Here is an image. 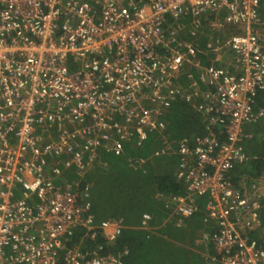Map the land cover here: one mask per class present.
<instances>
[{
    "label": "built area",
    "instance_id": "1",
    "mask_svg": "<svg viewBox=\"0 0 264 264\" xmlns=\"http://www.w3.org/2000/svg\"><path fill=\"white\" fill-rule=\"evenodd\" d=\"M263 15L264 0H0V264H123L101 245L82 249L86 238L113 243L123 228L113 218L94 223L82 179L100 151L119 156L123 143L140 146L162 130L177 99L208 121V135L177 143L176 177L186 187L172 212L189 218L206 195L217 230L197 243L212 246L210 264H264V240L250 236L261 226L264 182L249 192L226 177L246 158L244 126L264 89ZM183 17L214 34L204 49L177 26L166 33L169 19ZM224 60L230 73L217 66ZM184 76L188 85L173 84Z\"/></svg>",
    "mask_w": 264,
    "mask_h": 264
},
{
    "label": "trees",
    "instance_id": "2",
    "mask_svg": "<svg viewBox=\"0 0 264 264\" xmlns=\"http://www.w3.org/2000/svg\"><path fill=\"white\" fill-rule=\"evenodd\" d=\"M212 18L208 17L207 22ZM171 26L180 28L178 35L193 42L199 49H204L209 37L214 35L205 28L206 22L198 26L190 17H183L178 21L169 19L165 26L166 33ZM193 26L198 27L195 36L191 37L189 28ZM231 30L232 27L229 32ZM206 60L201 57L203 65L208 64ZM217 66L225 73L232 70L228 63H217ZM191 72L198 81L197 72L194 69ZM173 84L185 87L186 76ZM201 89L205 90L204 87ZM260 109H264V89L259 91L254 101L255 117L244 126L245 133L249 135L242 146L246 158L234 165L226 175L232 187L243 191L251 192L252 185L264 181V115H258L257 111ZM160 122L163 129L147 133L140 146L134 141L125 142L123 153L119 156L100 151L97 161L85 174L82 179L83 186L91 185L88 195L94 223L99 224L113 218L119 220L123 228L113 243L106 244L102 239L91 241L86 238L82 249L93 250L101 245L102 254L120 255L123 264H210L205 253L211 255L212 246L197 243L203 233L214 234L217 230L216 225L206 219L205 205L208 197H196L198 211L182 220L172 212L170 205L175 197L184 194L186 187L176 177L180 171L179 156L176 154L177 143L183 138L207 136L208 121L196 112L192 104L177 99L165 109ZM211 129L214 136L224 134L221 124H215ZM167 145L170 146L168 152L154 155L156 151L164 150ZM69 178L76 176L70 174ZM144 215L149 217L145 228L141 224ZM260 220V228L250 236L261 242L264 240V206L260 209ZM82 236V230H76L71 245L79 243ZM162 237L185 241L184 244L175 242L172 245H181L184 248L165 250L167 247ZM165 257L167 260L163 262Z\"/></svg>",
    "mask_w": 264,
    "mask_h": 264
},
{
    "label": "rangeland",
    "instance_id": "3",
    "mask_svg": "<svg viewBox=\"0 0 264 264\" xmlns=\"http://www.w3.org/2000/svg\"><path fill=\"white\" fill-rule=\"evenodd\" d=\"M257 27H259V26H257ZM232 30H234V32H240L241 31V29L239 28V27H233L232 26ZM230 31V32H232L233 33V31ZM258 31H259V33L261 34V36H263V44H264V28H260V29H258ZM223 63H227V61L226 60H224L223 61ZM264 182V181H263ZM264 184V183H263ZM90 186V190H91V185H89ZM91 192V191H90ZM91 202V201H90ZM162 240L164 241V243H165V245H166V247L167 248H165V250H167V249H171V250H174V249H176V248H184V247H182L181 245H178V247H173L172 245L175 243V242H177L178 244H184L185 243V241L184 242H181V241H177V240H174V239H169V238H164V237H162ZM186 240V239H185ZM189 241H190V239H188ZM167 260V258L165 257L164 258V260H163V262H165Z\"/></svg>",
    "mask_w": 264,
    "mask_h": 264
},
{
    "label": "crops",
    "instance_id": "4",
    "mask_svg": "<svg viewBox=\"0 0 264 264\" xmlns=\"http://www.w3.org/2000/svg\"><path fill=\"white\" fill-rule=\"evenodd\" d=\"M189 77V76H188ZM187 76H186V85H188L189 84V82H190V80H189V78H188ZM193 80H195V82L197 81L196 79H194L193 77H191ZM197 84H198V86H199V92L200 93H203V92H205V90H206V87L204 86V85H202V82L200 81V79H198V81L196 82ZM175 86H177L178 88H180V86L179 85H175ZM202 87H204L205 88V90H202L201 88ZM182 88V87H181ZM200 97H198L197 98V100L196 101H200ZM258 112V111H257Z\"/></svg>",
    "mask_w": 264,
    "mask_h": 264
}]
</instances>
